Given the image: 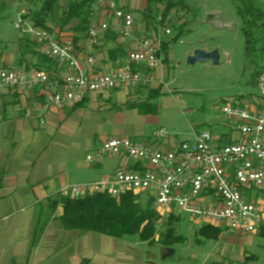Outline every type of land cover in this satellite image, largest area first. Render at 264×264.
I'll return each mask as SVG.
<instances>
[{
	"label": "crops",
	"instance_id": "1",
	"mask_svg": "<svg viewBox=\"0 0 264 264\" xmlns=\"http://www.w3.org/2000/svg\"><path fill=\"white\" fill-rule=\"evenodd\" d=\"M110 1H115L119 8L126 7L131 11L135 21L134 33L132 37L124 38L121 21L109 7L100 9L96 22L98 25L107 24L108 29L99 34L95 45L81 40L75 47L82 70L86 73L119 69L127 62L128 54L137 51L141 40L150 35L139 13L146 7V0ZM163 30L158 32L161 41L167 36ZM67 37L65 35L61 39L69 40ZM19 40L14 52L1 54L0 65L19 72L33 71L38 67L63 81L69 71L67 66L43 64L37 53L32 51L22 56ZM111 51L119 56L114 55L115 58L111 59ZM90 57L94 58L93 67L88 64ZM160 60L159 67L153 71L154 80L149 85L88 94L85 107L91 110L67 108L60 111L48 104L43 91H19L0 86V264H158L153 261L155 254L147 242L123 241L126 237L114 238L63 228L58 220L63 214V207L53 201L65 186L100 181L119 169L133 170L136 167L135 162L127 157L108 156L100 161H87L89 153L112 138H127L160 148L159 143L152 142L142 132V128L132 132L128 131L129 128H112L106 132L96 128V125L90 128L88 123H95L89 119L99 118L101 113L106 112L104 108H97L99 98L107 100L115 95L125 103L128 94H131L129 99L146 98L149 88L161 87L158 102L166 93L167 67H174L172 58L164 62V57L160 56ZM141 90L145 93L137 95ZM239 106L254 113L264 111L261 98L244 100ZM127 112L134 118L155 116L140 115L137 111ZM73 117L86 119L88 123L86 131L81 130L79 134L85 139L79 143L60 138V135L76 133L73 125H83L82 121L70 122ZM68 122L73 128L68 126ZM236 125L237 120L227 117L207 131L212 133L216 145L225 146L244 138ZM201 132L195 130L193 137ZM147 197L149 201L151 197ZM245 197L261 204L264 210V189L247 190ZM220 229L222 234L216 241L219 244L217 248L221 249L212 255L216 258L212 264H256L260 261V255L254 253L255 249L262 247L254 240L255 236L260 235L234 232L225 225H220ZM205 242L196 243L202 245Z\"/></svg>",
	"mask_w": 264,
	"mask_h": 264
},
{
	"label": "built area",
	"instance_id": "2",
	"mask_svg": "<svg viewBox=\"0 0 264 264\" xmlns=\"http://www.w3.org/2000/svg\"><path fill=\"white\" fill-rule=\"evenodd\" d=\"M108 6L121 21L122 36L132 37L133 14L120 9L115 1H109ZM27 15L28 10L22 9L15 28L20 34L33 37L45 56L67 66L69 71L59 81L45 71L4 69L0 71L1 87L43 91L48 104L61 111L82 103L90 93L135 89L153 82V71L161 63L159 39L143 38L139 49L131 52L117 70L86 73L72 41H59L34 27ZM107 29V24H93L92 43ZM88 64L93 67V57ZM223 112L229 119L237 120L236 129L244 136L240 141L219 146L210 131H202L171 150H161L127 138H112L89 153L87 161L127 157L140 169H119L100 181L65 186L60 194L74 199L94 194L120 199L130 193H142L154 200L162 214L184 212L205 225H225L234 232L256 233L264 225V210L261 204L247 200L245 192L264 189V111L254 113L233 104L226 105Z\"/></svg>",
	"mask_w": 264,
	"mask_h": 264
},
{
	"label": "rangeland",
	"instance_id": "3",
	"mask_svg": "<svg viewBox=\"0 0 264 264\" xmlns=\"http://www.w3.org/2000/svg\"><path fill=\"white\" fill-rule=\"evenodd\" d=\"M187 3L198 13L195 15V11L189 14L180 10L171 15L174 26L169 27L171 33H166V39L177 36L179 30H175L176 26L185 25L186 29L179 41L171 44L169 58L173 59L174 67H167L169 76L165 79L166 93L158 100L159 113L148 118H134L127 111L118 109L124 100L119 101L112 95L107 98H110L108 101L97 99V108H104L106 112L95 118L100 123L89 119L95 122H88L90 128L96 125V128H102L106 132L112 128H129V132L142 128V132L150 137L152 142L159 143V149L168 150L173 145L192 140L195 130L207 131L219 122H224L227 119L223 112L226 105L258 98L264 101L263 89L254 84L255 67L250 66L246 58L242 21L236 13L235 0H187ZM31 6L30 2L20 0L4 12V17L0 20V57L2 53L16 50V44L21 37L15 28L18 14L22 9ZM197 49L207 52L217 50L220 55L219 62L214 64L209 60L189 64L188 56ZM2 69L6 68L0 65V70ZM144 93L145 91L141 90L137 95ZM129 96L125 97L126 101L134 100L129 99ZM83 108L86 107L79 109ZM85 110L91 109L87 107ZM81 121L83 125H73L76 133L60 135V138L78 143L84 141L85 138L79 134L81 130L85 132L88 127L86 119H70V122L74 123ZM68 126L73 128L70 123ZM141 198L145 205L148 197L142 195ZM173 212L181 216L178 231L186 238V242L172 247L150 246L155 254L153 261L158 264H212L216 259L212 255L220 252L221 248H217L219 244L216 240H207L197 235V231L205 224L192 220L184 212ZM257 235H260L259 231ZM196 239L206 242L199 245ZM254 240L262 245L254 250L255 254L260 255V261L256 264H264V237L255 236ZM123 241L140 240L137 237H126Z\"/></svg>",
	"mask_w": 264,
	"mask_h": 264
},
{
	"label": "trees",
	"instance_id": "4",
	"mask_svg": "<svg viewBox=\"0 0 264 264\" xmlns=\"http://www.w3.org/2000/svg\"><path fill=\"white\" fill-rule=\"evenodd\" d=\"M16 1L20 0H0V20L3 19L4 12ZM23 1L30 2L32 5L27 9L26 19L34 27L49 32L59 41H62L61 37L66 35L77 47L81 40L96 44L92 43L90 30L93 24L98 25L96 22L98 11L109 7L110 0H104V4H100V0ZM235 2L236 13L242 21L246 58L249 65L255 67L254 84L263 88L264 64L260 62H264V0H235ZM120 9L131 12L126 7ZM180 10L189 14L194 11L195 15L198 13L187 3V0H146V7L139 13L145 30L150 34L149 39L157 40L159 30L164 29L165 33L167 30L171 31L169 27L174 26L171 15L174 11L179 12ZM177 29L179 32L173 39H163L162 41L159 39L161 42L159 56L164 57V62H169L171 44L179 41L185 33L186 26H176L175 30ZM19 45L22 56L32 51L37 53L43 64L63 66L58 61L45 56L40 44L29 35L21 34ZM114 52L110 53L111 59L115 58ZM120 56L123 57V55ZM36 70L44 71L38 67ZM25 72L27 71L25 70ZM47 73L52 76L50 72ZM148 94L149 96L146 98L128 100L118 109L137 111L140 115H157L159 113L157 98L162 94V88H149ZM86 98L87 95L82 103L76 104L71 109L77 110L85 106ZM234 105L239 106L240 103H234ZM139 169L140 167L136 166L133 171ZM141 197L142 193H130L120 199L105 194H94L74 199L59 194L53 203L62 205L63 214L58 220L60 225L68 230H76L80 233L95 232L114 238L137 237L140 241L147 242L151 246L172 247L185 244L186 238L178 231L181 216L176 215L173 211L166 215L160 213L152 198L143 205ZM258 231L260 236L264 237V225ZM221 234L222 230L217 225H204L197 231L198 236L207 240H216ZM196 242L201 243L202 241L197 239Z\"/></svg>",
	"mask_w": 264,
	"mask_h": 264
},
{
	"label": "water",
	"instance_id": "5",
	"mask_svg": "<svg viewBox=\"0 0 264 264\" xmlns=\"http://www.w3.org/2000/svg\"><path fill=\"white\" fill-rule=\"evenodd\" d=\"M219 58L220 55L217 50L212 52H207L202 49H197L188 56V63L195 64L196 62H207L210 60L214 64H217L219 62Z\"/></svg>",
	"mask_w": 264,
	"mask_h": 264
}]
</instances>
